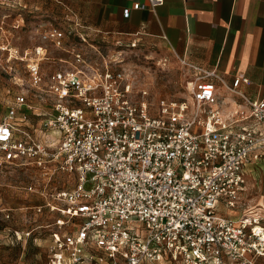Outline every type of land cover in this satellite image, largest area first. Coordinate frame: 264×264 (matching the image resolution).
<instances>
[{
  "label": "built area",
  "instance_id": "built-area-1",
  "mask_svg": "<svg viewBox=\"0 0 264 264\" xmlns=\"http://www.w3.org/2000/svg\"><path fill=\"white\" fill-rule=\"evenodd\" d=\"M67 21L39 24L30 47L1 46L28 86L0 118V170H38L28 190L45 202L33 209L57 214L47 264H259L264 203L244 198L247 166L264 164V97L182 59L191 99L152 103L126 68L101 69L72 43L90 33ZM52 47L68 57L46 72ZM34 104L30 132L19 108Z\"/></svg>",
  "mask_w": 264,
  "mask_h": 264
},
{
  "label": "rangeland",
  "instance_id": "rangeland-1",
  "mask_svg": "<svg viewBox=\"0 0 264 264\" xmlns=\"http://www.w3.org/2000/svg\"><path fill=\"white\" fill-rule=\"evenodd\" d=\"M63 8L59 5L52 13L46 6L37 7L24 0H0V118L14 103L18 92L28 86L24 63L10 59L9 52L1 46L6 42L19 49L34 45L38 24L41 23L38 18L48 25H63L67 21L63 16ZM47 15L52 17L46 18ZM73 20L67 22L73 23ZM70 40L85 51L92 62L100 64L101 69L105 65L126 68L135 79L137 88L149 91V101L152 103H156L160 97L191 99L186 88L188 70L185 71L175 54L159 46L142 43L132 47L125 42V45H119L117 39L106 38L103 41L100 35L93 33L86 36V41L77 35ZM50 50L51 58L44 66L46 72L52 69L53 62L60 57H68L60 49L52 47ZM251 168L252 171L246 176L244 200H249L250 204L263 205L264 165L253 164ZM37 171L25 166L0 170V264L48 263V246L53 230L50 224L57 214L48 210L35 213L33 209L34 205L45 202L40 194L28 190V186L35 183ZM223 213L231 212L223 210ZM259 264H264V258L259 260Z\"/></svg>",
  "mask_w": 264,
  "mask_h": 264
},
{
  "label": "crops",
  "instance_id": "crops-1",
  "mask_svg": "<svg viewBox=\"0 0 264 264\" xmlns=\"http://www.w3.org/2000/svg\"><path fill=\"white\" fill-rule=\"evenodd\" d=\"M24 1L46 6L52 13L62 5L65 20H78L90 34L159 46L180 61L216 70L229 82L248 78L243 91L254 99L264 97V0H164L155 10L133 8L147 0ZM128 7L131 11L126 16ZM34 107L19 108L25 115L20 124L30 132L40 118V108ZM253 164L247 166V175Z\"/></svg>",
  "mask_w": 264,
  "mask_h": 264
}]
</instances>
